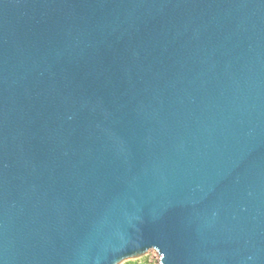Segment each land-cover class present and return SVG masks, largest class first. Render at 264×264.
<instances>
[{
	"label": "water",
	"instance_id": "obj_1",
	"mask_svg": "<svg viewBox=\"0 0 264 264\" xmlns=\"http://www.w3.org/2000/svg\"><path fill=\"white\" fill-rule=\"evenodd\" d=\"M264 264V0H0V264Z\"/></svg>",
	"mask_w": 264,
	"mask_h": 264
},
{
	"label": "rangeland",
	"instance_id": "obj_2",
	"mask_svg": "<svg viewBox=\"0 0 264 264\" xmlns=\"http://www.w3.org/2000/svg\"><path fill=\"white\" fill-rule=\"evenodd\" d=\"M120 264H158V254L156 252H150L146 255L126 259Z\"/></svg>",
	"mask_w": 264,
	"mask_h": 264
}]
</instances>
